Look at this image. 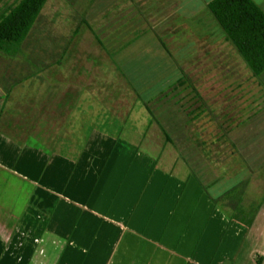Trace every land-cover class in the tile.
Masks as SVG:
<instances>
[{
    "label": "crops",
    "instance_id": "obj_1",
    "mask_svg": "<svg viewBox=\"0 0 264 264\" xmlns=\"http://www.w3.org/2000/svg\"><path fill=\"white\" fill-rule=\"evenodd\" d=\"M207 2L85 0L68 52L0 83V264H264V70ZM234 179L249 226L208 192Z\"/></svg>",
    "mask_w": 264,
    "mask_h": 264
},
{
    "label": "trees",
    "instance_id": "obj_2",
    "mask_svg": "<svg viewBox=\"0 0 264 264\" xmlns=\"http://www.w3.org/2000/svg\"><path fill=\"white\" fill-rule=\"evenodd\" d=\"M47 1L18 0L0 13V53L13 57L20 51ZM207 8L253 75H259L264 70L263 11L252 0H209ZM160 127L164 130L162 125ZM243 186V182L236 184L213 202L218 203L238 192L237 198L228 204L231 217L249 226L252 220L240 207Z\"/></svg>",
    "mask_w": 264,
    "mask_h": 264
},
{
    "label": "rangeland",
    "instance_id": "obj_3",
    "mask_svg": "<svg viewBox=\"0 0 264 264\" xmlns=\"http://www.w3.org/2000/svg\"><path fill=\"white\" fill-rule=\"evenodd\" d=\"M16 1L18 0H0V13L7 6ZM84 4L85 0H48L18 54L14 57H8L0 53V83L8 84L10 80L13 82L20 80L21 75L35 71L36 68H38V65H42L49 61L51 62L56 58L57 54L61 52H68V48L71 46L66 42L72 35V30L77 23L76 21L79 20V17L83 16ZM73 7L74 9L77 7L80 12L76 13ZM80 32V38H77L76 41H74V44L82 42L81 36H88L84 25L80 26ZM88 38L90 37H87L86 40ZM79 46L83 47V44L81 43ZM74 47L76 46L74 45ZM239 58L242 61L241 57ZM35 82L36 79H32L29 83L30 85H28L27 82H24L20 85V88L15 89L12 96L17 95V93L20 92L21 87H34ZM38 89L39 88H35V90L32 91L35 98H37V92H39ZM35 127L34 124L30 125V131ZM205 160L208 162L211 169L216 168L221 171L219 173H213V176L216 177L219 182L228 179L230 176L232 177L231 173H227L226 171L222 172V170H227L226 162L228 158L208 156L205 157ZM244 177V175L240 176L241 179L245 180ZM234 181L237 183L238 179L229 180L220 186H210L208 192L211 194H218L220 193L219 191H221L220 189L224 190V187L229 183L233 186V184H235ZM233 194L231 195L232 197L226 196L220 201V208L227 211V215L229 216H231V211L229 209L230 206L228 205L229 201L235 200L237 198L236 196L239 195L238 192ZM260 200L261 190L259 183L255 182L254 187L249 190L243 186L240 207H243L245 210L247 208L249 213H252L249 209L251 207L249 204H252L255 201L259 202Z\"/></svg>",
    "mask_w": 264,
    "mask_h": 264
}]
</instances>
